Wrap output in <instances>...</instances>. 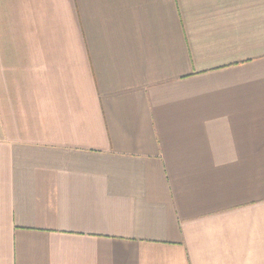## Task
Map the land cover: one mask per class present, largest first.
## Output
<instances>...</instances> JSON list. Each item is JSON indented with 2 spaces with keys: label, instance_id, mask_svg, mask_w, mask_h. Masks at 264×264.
Wrapping results in <instances>:
<instances>
[{
  "label": "crops",
  "instance_id": "obj_1",
  "mask_svg": "<svg viewBox=\"0 0 264 264\" xmlns=\"http://www.w3.org/2000/svg\"><path fill=\"white\" fill-rule=\"evenodd\" d=\"M0 264H264V0H0Z\"/></svg>",
  "mask_w": 264,
  "mask_h": 264
}]
</instances>
